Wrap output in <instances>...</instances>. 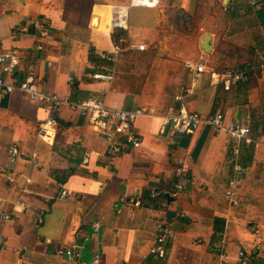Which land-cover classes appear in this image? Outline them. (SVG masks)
Masks as SVG:
<instances>
[{
	"label": "crops",
	"instance_id": "1",
	"mask_svg": "<svg viewBox=\"0 0 264 264\" xmlns=\"http://www.w3.org/2000/svg\"><path fill=\"white\" fill-rule=\"evenodd\" d=\"M154 1L129 9L127 31L111 32L112 9L129 0H0V53L19 52L21 76L34 71L40 89L68 103L97 99L151 114L134 122L141 147L109 157L105 139L69 106L50 116L21 93L0 94V203L14 212L0 219V264H91L94 255L99 264H239V250L248 264H264V88L259 72L229 91L209 73L260 59L264 0L259 11L248 0ZM40 19L46 35L34 26ZM20 26L28 32L14 36ZM119 41L132 47L106 59ZM186 63L206 68L194 85ZM109 69L110 84L93 79ZM179 94L191 112H220L225 125L250 127L254 142L240 144L236 161L246 174L235 202L225 195L234 162L226 133L208 125L190 136L160 132ZM49 117L54 125L41 131ZM11 144L20 155L13 163ZM181 169L184 188L175 195ZM60 184L71 192L66 199ZM121 197L141 205L124 206ZM159 222L174 233L163 259L149 253Z\"/></svg>",
	"mask_w": 264,
	"mask_h": 264
},
{
	"label": "built area",
	"instance_id": "2",
	"mask_svg": "<svg viewBox=\"0 0 264 264\" xmlns=\"http://www.w3.org/2000/svg\"><path fill=\"white\" fill-rule=\"evenodd\" d=\"M154 0H129L126 5L116 6L112 9V19L110 30L129 29L128 25V11L132 7L149 6L154 5ZM250 7L254 11H259L262 8L261 0H248ZM34 26L41 31L42 35H46V29L49 27V23L45 19L38 20ZM27 26L16 27L13 30V35L17 36L21 33H27ZM122 41L116 43L113 47L112 53H110L106 59L114 61L118 53L124 50L130 49L131 44H125V47L121 45ZM144 44L137 45L136 49L143 51ZM105 57L104 55H102ZM21 62V56L16 49H9L0 53V94L9 95L14 92L21 93L28 100L33 102H39L44 104L52 116L54 112L61 106L66 105L71 109L77 111L80 115L86 118L88 124L100 134L107 143L106 155L114 157L121 154L125 149L138 150L141 147V136L134 128V122L139 116H149L150 113L144 109L126 110V109H113L106 106L104 101L97 99H88L80 103H68L56 95H52L44 92L40 89L38 84V78L34 71L28 70L23 76L18 73V67ZM185 67L191 71L192 85L201 74L207 72L206 68L202 64L186 63ZM259 72V77L264 88V52L261 54L260 59L255 63L247 67H234L227 68L220 72L216 70H210L209 73L214 79L215 84H219L223 90L229 91L232 87L242 83H246L252 73ZM93 79L98 80L105 84H110L113 81V71L109 69L105 73H96ZM70 80V79H69ZM175 102L177 108L175 111L165 114L161 117L160 132L168 137L173 136H190L200 126H210L216 135L226 133L231 141V154L234 158V162L231 166V177L228 183V187L225 190V195L230 199H233L239 188L242 178L246 174V169L242 167L237 161L240 144H252L254 141L249 136L250 127L246 123L232 121L229 124H224L223 114L215 112L207 117H202L195 112H191L187 109L185 103V97L183 94L175 95ZM54 121L49 117L45 124L40 127L41 131L45 126H53ZM10 157V162L13 163L19 158V150L16 144L9 145L7 149ZM84 163L87 159H84ZM184 170L178 171V179L175 184V195L184 188ZM59 199H66L71 195V192L60 184ZM119 202L128 207H139L140 201L134 199H127L121 197ZM14 215L12 213H5L1 209L0 203V219L7 221ZM41 222V219H39ZM98 228V223L94 224L95 231ZM255 233L258 230H254ZM174 238L171 223L159 222L157 224V233L154 237V241L150 246L149 253L157 259H163L166 256V245ZM7 243L5 237L0 233V250H5ZM263 249L262 246H257L256 250ZM69 255V254H68ZM99 255H94L91 264H99ZM237 262L239 264H248V256L245 251L239 250L236 255Z\"/></svg>",
	"mask_w": 264,
	"mask_h": 264
},
{
	"label": "water",
	"instance_id": "3",
	"mask_svg": "<svg viewBox=\"0 0 264 264\" xmlns=\"http://www.w3.org/2000/svg\"><path fill=\"white\" fill-rule=\"evenodd\" d=\"M206 49H209V46L208 45H206ZM164 198L166 199L167 202L173 200L171 197H169V194H164Z\"/></svg>",
	"mask_w": 264,
	"mask_h": 264
},
{
	"label": "rangeland",
	"instance_id": "4",
	"mask_svg": "<svg viewBox=\"0 0 264 264\" xmlns=\"http://www.w3.org/2000/svg\"><path fill=\"white\" fill-rule=\"evenodd\" d=\"M127 50H129V49H127ZM127 50H124V51H127ZM234 55H236V53H230L229 52V55L227 54V56H234ZM218 70V69H217ZM224 70V69H223ZM218 71H222V69H220V70H218Z\"/></svg>",
	"mask_w": 264,
	"mask_h": 264
}]
</instances>
